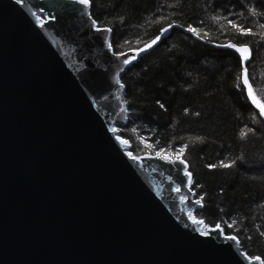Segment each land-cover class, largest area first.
Returning <instances> with one entry per match:
<instances>
[{
  "label": "water",
  "instance_id": "obj_1",
  "mask_svg": "<svg viewBox=\"0 0 264 264\" xmlns=\"http://www.w3.org/2000/svg\"><path fill=\"white\" fill-rule=\"evenodd\" d=\"M91 7L0 0V264H264L191 218L185 160L134 157L119 136L123 76L182 28L116 53Z\"/></svg>",
  "mask_w": 264,
  "mask_h": 264
},
{
  "label": "trees",
  "instance_id": "obj_2",
  "mask_svg": "<svg viewBox=\"0 0 264 264\" xmlns=\"http://www.w3.org/2000/svg\"><path fill=\"white\" fill-rule=\"evenodd\" d=\"M91 5L98 25L113 31L116 53L141 49L168 26L182 28H173L123 76L129 122L118 127L119 136L137 158L179 154L203 204L195 218L220 226L247 255L264 262V119L247 96L241 56L212 46L250 47L248 78L264 104V0Z\"/></svg>",
  "mask_w": 264,
  "mask_h": 264
},
{
  "label": "snow or ice",
  "instance_id": "obj_3",
  "mask_svg": "<svg viewBox=\"0 0 264 264\" xmlns=\"http://www.w3.org/2000/svg\"><path fill=\"white\" fill-rule=\"evenodd\" d=\"M17 2L19 3L20 0H17ZM78 2H79L80 4H82V5H85V6H90V4H91V0H78ZM53 19H54V17H53ZM233 27H237V26L234 24ZM167 30H168V29H164V31H167ZM109 31H110V29H109ZM189 31L196 32V29L189 28ZM239 31L244 32V29L240 28ZM157 39H159V37H158ZM156 42H157L156 40H153V41H152V44L147 45V47H149V48L152 47V45L155 44ZM109 46H110V45H109ZM222 46H223V47H229V48H235L237 52L241 53L242 58H243L244 60H247V59H248V56L246 55V53H248L249 50H248L246 47H236V45H234V44H226V45H222ZM129 62H130V61H125V63H129ZM244 83H245L246 85H247V83H248V78H247L246 70H245V73H244ZM249 96L252 98L253 103L256 104V106L259 108V110H260V114H261L262 116H264V104L260 103V101H258V100L256 99V97H255V95H254V93L252 92V90H251L250 87H249ZM182 151H183V149H181V152H182ZM162 158H163V159H168V156L165 155V156H163ZM176 159H179V154H177ZM181 163H184V161L181 160ZM229 166H230V165H227V164L224 165V167H229ZM189 176H191L190 173H189ZM197 203H200V201H197ZM195 222L198 223V224H203V223H204L203 220H196ZM217 227H219V226H217ZM221 231H222V229H221ZM226 238L229 239V240H232V241H237V237H235V236H227ZM237 243H238V241H237ZM256 259L259 260L260 258H259V257H256Z\"/></svg>",
  "mask_w": 264,
  "mask_h": 264
},
{
  "label": "rangeland",
  "instance_id": "obj_4",
  "mask_svg": "<svg viewBox=\"0 0 264 264\" xmlns=\"http://www.w3.org/2000/svg\"><path fill=\"white\" fill-rule=\"evenodd\" d=\"M130 153V152H129ZM131 154V153H130ZM132 155V154H131ZM133 156V155H132ZM135 157V156H134ZM180 158V157H179ZM168 159H169V157H168ZM196 198V197H195ZM195 212H196V210H194L192 213H191V218L192 219H196L195 218Z\"/></svg>",
  "mask_w": 264,
  "mask_h": 264
}]
</instances>
